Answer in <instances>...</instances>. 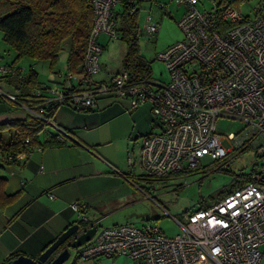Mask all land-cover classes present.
<instances>
[{
	"label": "built area",
	"instance_id": "built-area-1",
	"mask_svg": "<svg viewBox=\"0 0 264 264\" xmlns=\"http://www.w3.org/2000/svg\"><path fill=\"white\" fill-rule=\"evenodd\" d=\"M170 1L184 6L185 11L178 21L183 39L157 54L170 73L168 83L134 85L126 71L109 82L95 80L101 71V36L119 37L117 7L126 4L134 14L140 10L141 0H91L93 26L81 72H61L65 86L36 89L33 105L24 104L2 87L0 98L39 117L63 138L67 131L51 117L50 109L55 106L93 109L98 97L105 94L127 100L131 109L150 104L159 131L143 136L138 158L133 152L128 157L129 165L135 169L137 164L145 178L164 179L197 169L207 156L223 161L218 170L228 171L233 159L228 158L230 148L223 146L216 131L220 118L243 122L245 128L227 134V140L234 149L252 143L264 161V6L254 18H245L233 7L236 0H207L210 7L203 9L196 3L206 0ZM153 4L168 13L166 4ZM158 31V23L146 25L147 36ZM21 72V68L0 63V78ZM27 156L28 152L22 151L16 159L23 163ZM244 178V186L211 207L191 211L187 222L173 217L180 226L174 236H166L151 223L102 227L73 251V260L127 257L134 264H199L202 260L209 264H262L264 169ZM84 207L72 204L82 219H86Z\"/></svg>",
	"mask_w": 264,
	"mask_h": 264
},
{
	"label": "crops",
	"instance_id": "crops-1",
	"mask_svg": "<svg viewBox=\"0 0 264 264\" xmlns=\"http://www.w3.org/2000/svg\"><path fill=\"white\" fill-rule=\"evenodd\" d=\"M100 42L104 47L101 38ZM66 61L59 69L49 67L44 81L40 79L37 65H33L42 87L66 85L60 77L61 72L67 71ZM122 69L107 76L99 74L95 80L109 82ZM5 87L11 91L2 89L15 93L10 85ZM23 118L25 112L15 111L7 102L0 101V123ZM52 120L67 131L65 144L34 145L23 163L0 167V176L7 180L6 193L22 191L14 203L0 209V264H5L16 252L37 258L68 227L80 220L98 228L129 223L117 222V212L130 205L137 193L145 192L135 182L141 181L142 172L137 164L135 169L129 165L128 157L130 151L138 158L141 141L137 140L156 132L150 104L131 109L127 100H114L112 95L105 94L98 97L96 107L91 110L60 106ZM56 135H59L58 131L47 126L39 138L45 141ZM3 163L0 156V164ZM76 202L85 206L86 219L72 208ZM70 264L134 262L127 257H103L73 260ZM199 264L209 263L202 260Z\"/></svg>",
	"mask_w": 264,
	"mask_h": 264
},
{
	"label": "trees",
	"instance_id": "trees-1",
	"mask_svg": "<svg viewBox=\"0 0 264 264\" xmlns=\"http://www.w3.org/2000/svg\"><path fill=\"white\" fill-rule=\"evenodd\" d=\"M138 14L139 11L131 14L126 4L123 5L122 10L116 13L118 30L122 32V38L127 44L122 71L128 73L130 82L134 85L152 82L151 63L141 54L140 50ZM93 18L94 11L91 0H0V30L4 32L7 44L13 47L16 52L15 62L7 65L15 68L18 60L27 58L36 62L49 61L50 68L55 69L61 53L66 51V72L80 73L85 60ZM17 68L20 69V67ZM2 79H6L8 84L12 85L15 92L13 94L28 105L34 103L31 100L33 92L36 89L44 88L39 83L38 74L33 66L26 76L21 72L19 75L1 77L0 80ZM0 101L7 102L15 111L25 112L23 119H12L0 123V156L4 161L0 167L6 164H19L16 155L22 151L29 153L30 147L34 145L47 147L61 146L66 143L65 138L60 134L41 141L39 136L47 126L39 117L6 99L0 98ZM57 108L59 107L55 106L50 109L51 117ZM9 156H12L13 159H9ZM246 175L241 174L235 178L232 183L218 192V198L214 202L204 208L213 206L244 186L246 183L244 176ZM140 179L141 181L159 180L145 178L142 175ZM6 182L7 180L0 176V209L14 203L22 193V191L13 194L6 193ZM135 182L139 184V182ZM144 191L148 193L146 190ZM198 209H190L186 213L188 215L191 211ZM79 223L84 228L89 225L84 220H80ZM20 255L22 254L19 252L13 253L5 264Z\"/></svg>",
	"mask_w": 264,
	"mask_h": 264
},
{
	"label": "rangeland",
	"instance_id": "rangeland-1",
	"mask_svg": "<svg viewBox=\"0 0 264 264\" xmlns=\"http://www.w3.org/2000/svg\"><path fill=\"white\" fill-rule=\"evenodd\" d=\"M154 1L166 4L168 13L159 7L151 6ZM198 8L210 7L209 1L197 2ZM264 6V0H236L233 7L245 18H254L258 10ZM122 6L117 7V11L122 10ZM184 6H178L176 2L170 0H141L138 14V27L140 31V50L141 54L151 63L152 81L168 83L171 79L166 65L157 59V54L164 51L167 47L183 39L184 34L178 25L181 19ZM148 23H158L159 31L154 36H147L145 28ZM119 37L109 39L102 35L101 41L104 43V50L100 56L102 71L99 74L107 76L115 73L122 67L123 59L127 52L126 41L122 38V32L118 30ZM67 57L66 51L62 52L58 65L59 69L65 64ZM16 52L13 47L7 44L4 39V32L0 30V63L12 64L15 62ZM38 62L22 58L17 61L16 66L22 72L28 74L35 64L40 72V79L46 80L50 64L46 61ZM6 79L0 80V86L11 91ZM59 85V84H58ZM12 87V85L10 84ZM245 128L243 122L228 118H220L216 123V131L221 136V143L226 148H230L229 159H233L228 171L218 170L221 161H213L208 156L205 157L199 168L188 170L182 174H174L164 179L138 181L144 190L137 193L131 204L120 209L115 220L142 226L148 223L157 225L166 236H174L180 232V226L174 220L187 222V213L190 209H198L209 206L218 198V192L232 183L241 174H250L253 171L264 169V161L259 159L252 143H245L243 146L233 148L227 140V134H238ZM158 132L159 128H155ZM140 137L137 141H142ZM233 148V149H232ZM130 152V151H129ZM155 198V200L152 199ZM174 217V218H173ZM124 224V223H122ZM73 252V251H72ZM73 256L65 264L73 261Z\"/></svg>",
	"mask_w": 264,
	"mask_h": 264
},
{
	"label": "water",
	"instance_id": "water-1",
	"mask_svg": "<svg viewBox=\"0 0 264 264\" xmlns=\"http://www.w3.org/2000/svg\"><path fill=\"white\" fill-rule=\"evenodd\" d=\"M97 229L95 225L84 228L80 223L73 224L37 258L20 255L7 264H65L72 256V251L90 241Z\"/></svg>",
	"mask_w": 264,
	"mask_h": 264
}]
</instances>
